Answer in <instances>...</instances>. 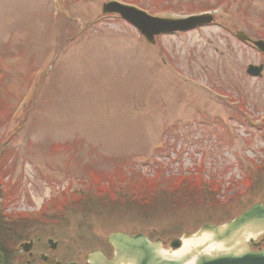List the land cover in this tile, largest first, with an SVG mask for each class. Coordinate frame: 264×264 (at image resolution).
Returning a JSON list of instances; mask_svg holds the SVG:
<instances>
[{
    "label": "rangeland",
    "instance_id": "rangeland-1",
    "mask_svg": "<svg viewBox=\"0 0 264 264\" xmlns=\"http://www.w3.org/2000/svg\"><path fill=\"white\" fill-rule=\"evenodd\" d=\"M66 1L67 15L53 12L54 0H0V98L9 105H0V211L37 213L64 189L82 193L62 216L30 227L0 212V233L11 234L2 263L27 261L23 240L40 242L35 257L69 264L105 249L113 232L168 239L264 203V173L251 189L240 186L264 157V69L260 78L246 73L264 57L236 38L243 31L264 40V0H124L151 16L221 13L160 34L154 45L119 16H102L109 0ZM238 98L247 103L243 118ZM159 168L168 177L202 169L221 181V195L148 198L121 187L124 178L151 177ZM98 177L112 196H97Z\"/></svg>",
    "mask_w": 264,
    "mask_h": 264
},
{
    "label": "water",
    "instance_id": "water-1",
    "mask_svg": "<svg viewBox=\"0 0 264 264\" xmlns=\"http://www.w3.org/2000/svg\"><path fill=\"white\" fill-rule=\"evenodd\" d=\"M240 37L247 39L242 33ZM256 44L264 51L263 42ZM262 68L251 67L249 72L254 76L260 75ZM263 240V203H255L224 224H205L197 232L184 233L180 238L165 242H150L142 234L130 236L126 233H113L107 239L115 250L114 260L122 259L128 264H184L193 256H199L196 264H264V249L252 250ZM190 241H195V245L189 255L180 259L174 258L184 244ZM87 261L92 264L97 261L101 264H113V261L108 262L100 252L87 256Z\"/></svg>",
    "mask_w": 264,
    "mask_h": 264
},
{
    "label": "trees",
    "instance_id": "trees-1",
    "mask_svg": "<svg viewBox=\"0 0 264 264\" xmlns=\"http://www.w3.org/2000/svg\"><path fill=\"white\" fill-rule=\"evenodd\" d=\"M3 99H1L0 98V105H5V107H6V109H7V111L9 110V105H6V103L5 104H3ZM11 112V111H10ZM9 112V113H10ZM1 165L2 164H0V167H1ZM2 168V167H1ZM1 168H0V170H1ZM3 174H5L4 172H3ZM6 175V174H5ZM256 175L257 176H260V170H258V173H256ZM2 179V178H1ZM3 180V179H2ZM253 181H254V179H253V177H252V179H250L249 181H248V185H246L247 186V188H249V189H251L252 188V184H253ZM184 183H183V188L181 189V190H179V191H177V190H175L174 188H170L169 190L170 191H168L169 193H172V196H179V193H181V192H190V191H199L198 190V185L196 184V183H192V182H189V181H187V180H185V181H183ZM153 187H154V185H153ZM201 187V186H200ZM202 191H200V192H202V193H207L208 192V186L207 185H204V184H202ZM167 190H164L163 191V193L165 192V193H167L166 192ZM182 194V193H181ZM207 194H213V193H207ZM163 195V194H162ZM247 195V194H246ZM1 209H3V210H6V207L4 206V208L2 207ZM2 210V211H3ZM2 211H0V212H2ZM3 224V223H5L6 224V222H5V220H4V217L3 218H0V224ZM11 223L12 224H15V226H17L18 225V223L19 222H13V221H11ZM1 226V225H0ZM20 226L21 227H28V225L27 226H24V225H21L20 224ZM1 228V227H0ZM6 235H9V237H10V239H11V234H10V232L7 234V233H5L4 231L2 232L1 231V233H0V236H2V237H0V264H3L2 262V259L3 258H5V254H7V248H8V246L5 244V242L7 241V237H6ZM7 243H8V241H7ZM6 259V258H5ZM7 260V259H6ZM5 264V263H4Z\"/></svg>",
    "mask_w": 264,
    "mask_h": 264
},
{
    "label": "flooded vegetation",
    "instance_id": "flooded-vegetation-1",
    "mask_svg": "<svg viewBox=\"0 0 264 264\" xmlns=\"http://www.w3.org/2000/svg\"><path fill=\"white\" fill-rule=\"evenodd\" d=\"M29 242H30V245L26 246V249H28L29 251L28 253H26L27 261L26 262L22 261L20 264H36L35 260L42 261V264H62L61 262L52 263L50 257L47 254H46V257H44L43 256L44 254L38 253L37 257H35V254H36L35 249H37V245L40 242L36 239H30ZM105 244L107 247L105 249L103 248L102 249L100 248V249L105 253L108 259H112L113 256H115L113 248L109 246L107 243ZM258 249H264V240L260 242ZM78 264H90V262L85 260L84 262H80Z\"/></svg>",
    "mask_w": 264,
    "mask_h": 264
},
{
    "label": "bare ground",
    "instance_id": "bare-ground-1",
    "mask_svg": "<svg viewBox=\"0 0 264 264\" xmlns=\"http://www.w3.org/2000/svg\"><path fill=\"white\" fill-rule=\"evenodd\" d=\"M194 245H195V241L186 242L184 244L185 247L183 246L181 248V250L178 251L177 254L174 255V258L180 259V258L185 257L186 255H189V251L192 250V248L194 247ZM198 259H199V256L198 257L193 256V258L185 261L184 264H196L197 261H198ZM113 264H128V263L125 260L116 258L113 261Z\"/></svg>",
    "mask_w": 264,
    "mask_h": 264
}]
</instances>
